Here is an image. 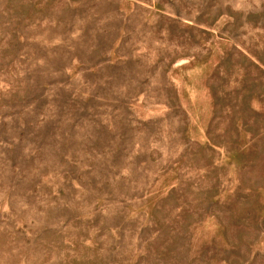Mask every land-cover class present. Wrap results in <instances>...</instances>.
Listing matches in <instances>:
<instances>
[{"label": "rangeland", "instance_id": "1", "mask_svg": "<svg viewBox=\"0 0 264 264\" xmlns=\"http://www.w3.org/2000/svg\"><path fill=\"white\" fill-rule=\"evenodd\" d=\"M0 264H264V0H0Z\"/></svg>", "mask_w": 264, "mask_h": 264}]
</instances>
